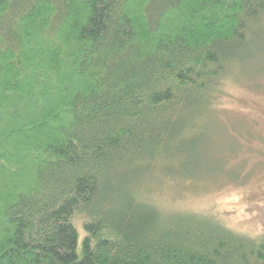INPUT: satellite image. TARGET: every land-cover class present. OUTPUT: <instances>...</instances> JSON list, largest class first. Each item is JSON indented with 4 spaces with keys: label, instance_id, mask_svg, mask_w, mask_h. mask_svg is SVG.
Listing matches in <instances>:
<instances>
[{
    "label": "trees",
    "instance_id": "trees-1",
    "mask_svg": "<svg viewBox=\"0 0 264 264\" xmlns=\"http://www.w3.org/2000/svg\"><path fill=\"white\" fill-rule=\"evenodd\" d=\"M262 22L264 0H0V264H264V237L145 196L188 179Z\"/></svg>",
    "mask_w": 264,
    "mask_h": 264
},
{
    "label": "rangeland",
    "instance_id": "rangeland-1",
    "mask_svg": "<svg viewBox=\"0 0 264 264\" xmlns=\"http://www.w3.org/2000/svg\"><path fill=\"white\" fill-rule=\"evenodd\" d=\"M259 33L240 77L223 80L212 109L197 121L188 179L156 175L145 194L163 210L204 213L253 239L264 237V22Z\"/></svg>",
    "mask_w": 264,
    "mask_h": 264
}]
</instances>
